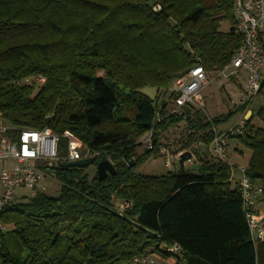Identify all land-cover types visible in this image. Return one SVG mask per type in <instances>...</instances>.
Listing matches in <instances>:
<instances>
[{
	"label": "trees",
	"instance_id": "obj_1",
	"mask_svg": "<svg viewBox=\"0 0 264 264\" xmlns=\"http://www.w3.org/2000/svg\"><path fill=\"white\" fill-rule=\"evenodd\" d=\"M233 2L0 0L2 118L17 130L68 132L115 168L98 181L87 168L42 167L58 193L36 192L2 211L0 264H131L144 254L174 264H264L228 164L202 157L195 174L183 162L161 176L136 172L157 154L159 132L185 122L189 141L198 135L209 148L213 129L248 109L239 104L209 120L188 107L170 114L160 100L193 66L211 73L230 61L241 44ZM144 87L158 89L154 101L135 93ZM148 132L152 147L137 154ZM227 138L251 152L245 175L264 184V104ZM66 151L62 138L59 158ZM173 244L179 254L169 252Z\"/></svg>",
	"mask_w": 264,
	"mask_h": 264
},
{
	"label": "built area",
	"instance_id": "obj_2",
	"mask_svg": "<svg viewBox=\"0 0 264 264\" xmlns=\"http://www.w3.org/2000/svg\"><path fill=\"white\" fill-rule=\"evenodd\" d=\"M233 14L236 20V32L241 37V44L230 61L221 69L215 71L217 78L235 79L243 71V83L239 88L238 104L253 101L264 82V0H234ZM205 70L195 65L185 74L178 77L170 89L174 95L171 99L170 114H181L186 107L203 110L201 90L208 84ZM37 83H43L44 78H36ZM243 119L225 133L213 129V139L209 145L212 158L228 164L225 140L228 135L241 134ZM145 138L148 149L152 146V133ZM62 137V136H61ZM68 140L67 151L59 158L60 136L49 128L42 130H17L10 126L0 115V215L4 209L11 206L17 199L19 190H28L30 196L37 192L43 179L49 178L42 167H52L59 162L68 163L88 158H96L97 153L85 149L82 151L78 141L65 134ZM164 166L168 170L175 163H186L190 160L187 152L172 156L167 148L160 149ZM185 161V162H184ZM240 173L238 181L242 200V208L254 244L264 245V210L261 209V199L264 197V184H255L245 175V168H237ZM21 198L26 196L21 195ZM122 206H119L121 211ZM5 226L0 221V231ZM169 252L179 254L180 248L173 244ZM163 259L157 254H144L135 257L131 264H162Z\"/></svg>",
	"mask_w": 264,
	"mask_h": 264
},
{
	"label": "rangeland",
	"instance_id": "obj_3",
	"mask_svg": "<svg viewBox=\"0 0 264 264\" xmlns=\"http://www.w3.org/2000/svg\"><path fill=\"white\" fill-rule=\"evenodd\" d=\"M221 31H227L228 25L226 23H222L220 26ZM102 72L98 74V76H102ZM245 73L242 71L240 76L235 79H226V78H217L215 72H211L207 74L208 84L203 87L201 90V95L203 97V110L202 113L205 115L207 119H213L220 116L226 115L228 112L233 111L239 104V88L243 83ZM172 83L170 85V89L172 87ZM170 91H168L167 95L165 94L160 98L167 102V110H169L172 106L171 100L168 99ZM157 97V96H156ZM159 100V101H160ZM264 104V94L258 95L253 101L250 102L249 107L244 112H239L235 114L228 123L217 126L215 129L218 133H225L232 129L239 121L246 118V114L248 111L253 110L254 115L257 111V108ZM253 124L255 126L263 127V123L256 117H253ZM193 132L189 129L188 125L185 122L178 123L174 126L169 127L165 131L159 132L158 135V152L153 157H150L144 164L140 165L136 168V172L140 174H151L154 176L164 175L166 172L172 170L173 172H178L180 169V165L178 163L173 162L172 167L168 170L164 166V161L159 153L160 149L165 147L169 151L172 156H176L181 152H187L190 155V160L186 161L185 167L187 170L191 171V173L195 174V169H198L199 166V158L209 157L210 149L205 148L204 145L200 142L198 135L194 136L192 141H189L188 135ZM65 134H72L65 132L60 140L64 137ZM148 133H146L141 139V146L137 148V154L143 153L144 150L148 149L147 142L145 140L148 137ZM74 137V136H73ZM152 137V136H151ZM82 151H85V146L74 137ZM153 138H150L152 140ZM67 143L68 140L66 139ZM226 154H228L229 163L233 165V176L234 180L232 184L238 182L240 179V173L237 168L246 167L248 160L250 158L251 152L247 150L245 147L238 144L235 139L226 138ZM152 147V146H151ZM110 162L111 160L106 157ZM185 162V161H184ZM87 175L92 178L96 173L95 165L89 166L86 169ZM37 192H42L46 195L55 197L59 190V185L55 182V180L49 176V178L43 179L40 183V187L36 188ZM21 195L26 196L25 200H27L30 196L28 190H19L17 192V199H22ZM172 263L171 261H169ZM164 263V261L162 262Z\"/></svg>",
	"mask_w": 264,
	"mask_h": 264
},
{
	"label": "water",
	"instance_id": "obj_4",
	"mask_svg": "<svg viewBox=\"0 0 264 264\" xmlns=\"http://www.w3.org/2000/svg\"><path fill=\"white\" fill-rule=\"evenodd\" d=\"M109 84L113 85L111 81H109ZM118 88L119 90L123 89L121 86H119ZM129 92H130L129 89L124 90V94L126 95H128ZM135 93L146 97L149 101H154L158 94V89L155 87H144L142 89L136 90ZM251 114L252 112L248 111L245 119L247 120ZM92 165H95L96 167V177L98 181H102L108 175L115 174L114 166L105 156L101 157L98 161H95L94 158H88L80 161L68 162L62 164L64 168H73V167L87 168ZM133 165H134L133 162H129V166H133Z\"/></svg>",
	"mask_w": 264,
	"mask_h": 264
},
{
	"label": "crops",
	"instance_id": "obj_5",
	"mask_svg": "<svg viewBox=\"0 0 264 264\" xmlns=\"http://www.w3.org/2000/svg\"><path fill=\"white\" fill-rule=\"evenodd\" d=\"M185 164H186V163H184V164L182 165V167H183L184 169H186ZM195 171H197V168L195 169ZM163 261H164V263H166V264H174V259H173V258H168V259L163 260ZM169 261H171L172 263H170Z\"/></svg>",
	"mask_w": 264,
	"mask_h": 264
}]
</instances>
